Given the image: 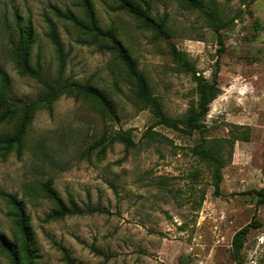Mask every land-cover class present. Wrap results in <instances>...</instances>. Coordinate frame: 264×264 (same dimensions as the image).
I'll return each mask as SVG.
<instances>
[{
    "label": "rangeland",
    "instance_id": "obj_1",
    "mask_svg": "<svg viewBox=\"0 0 264 264\" xmlns=\"http://www.w3.org/2000/svg\"><path fill=\"white\" fill-rule=\"evenodd\" d=\"M144 1L150 15L165 23L167 38L113 0L92 3L99 25L116 33L170 117L186 119L198 101L196 79L172 48L210 81L219 63L220 93L203 121L225 161L219 191L214 165L191 151L200 134L155 126L136 82L116 54L104 49L106 42L92 41L50 9L83 17L78 0H0V71L10 77L12 103L44 92L10 58L13 44L2 15L13 24L17 9L34 26L32 61L40 57L47 79L98 87L117 114L111 121L95 100L64 94L35 111L20 144L10 143L21 115L12 114L0 122V192L25 201L39 264H264V198L258 193L264 190V0H199L226 23L221 53L216 24L204 11L185 0ZM45 16L57 24L67 53L61 73L45 36ZM119 131H128L136 147L115 140ZM47 181L83 213L47 219L56 208L41 191ZM10 213L0 195V231L13 238ZM253 220L261 227L250 230L236 260L233 237ZM0 264H10L1 252Z\"/></svg>",
    "mask_w": 264,
    "mask_h": 264
},
{
    "label": "trees",
    "instance_id": "obj_2",
    "mask_svg": "<svg viewBox=\"0 0 264 264\" xmlns=\"http://www.w3.org/2000/svg\"><path fill=\"white\" fill-rule=\"evenodd\" d=\"M113 1L117 4L118 9L126 11L133 17L139 19L146 27L154 29L163 37H168L165 23L163 21L157 22L147 10L149 7L147 1ZM185 1L190 3L193 7L204 11L211 18V21L216 24L215 29L218 35V41L222 47L220 50L221 53L224 50V41L220 31L226 27V23L222 22V19L213 10L210 11L206 9L203 2L199 0ZM251 1L253 2L255 0ZM78 6L83 12V17H79L69 9L62 10L55 5H51L50 9L56 18L71 23L80 31H85L92 41L97 42L102 40L106 42L104 49L116 54L124 63L129 76L136 82L138 98L145 106L152 110L155 117V126L163 125L187 135H191L194 132L200 134V142L194 145L191 151L194 155H198L214 165V186L216 191H219L222 180V169L225 167V161L220 154L219 145L216 149L211 146L212 141L208 140L206 137L207 126L203 123L204 118L210 111L211 103L220 93L219 63L210 81L200 74L196 67L181 52L172 48L173 54L178 62L184 68L191 71L196 79L198 101L196 106H192L188 110L186 119L181 120L170 117L164 112L160 100L152 95L147 79L138 70L136 61L118 39L116 33L111 29L105 30L99 25L92 0H78ZM12 16L13 24L6 13L2 15V25L5 34L9 40L11 39V43L13 44L10 58L14 62L19 74L34 79L43 85L44 92L36 100L12 103L9 100L10 77L5 70L0 71V122L10 118L11 115L16 112H20L21 114L16 134L10 139V143L20 144L33 119L35 111L43 106L49 105L52 101L64 94L93 99L98 103L101 113L105 117L111 121L117 119L114 103L109 96L98 87L92 86L89 83L62 84L59 80L56 82L49 81L42 68L40 57L37 56L36 61H32V51L36 43L35 29L32 22L30 20L25 21L17 9H14ZM45 22L48 28L45 36L54 48L59 64V72L61 73L66 65L67 53L61 41L57 24L49 16H45ZM256 27L258 30L260 29L258 21H256ZM14 32H16V36L13 37ZM115 140L121 141L128 148H134L137 145L128 131H119L115 136ZM41 191L46 198L56 205V208L47 215V219H61L66 216H76L83 213L75 202L71 201L69 205L66 204L52 187L50 181L41 184ZM258 193L264 198V190ZM0 195L6 199L11 206L10 216L13 218L15 227L13 238L8 237L0 231V252L8 258L10 264H39L38 259L40 256L38 255L34 232L31 226V218L27 212L25 201L18 198L15 194L0 192ZM89 211L95 212L94 209H90ZM259 227H261L260 222L258 220H253L250 224L236 232L232 240V253L236 260L240 258L246 237L250 230ZM67 261L70 262L69 257H67Z\"/></svg>",
    "mask_w": 264,
    "mask_h": 264
}]
</instances>
